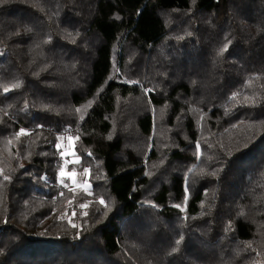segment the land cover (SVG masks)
Instances as JSON below:
<instances>
[{"label":"trees","instance_id":"trees-1","mask_svg":"<svg viewBox=\"0 0 264 264\" xmlns=\"http://www.w3.org/2000/svg\"><path fill=\"white\" fill-rule=\"evenodd\" d=\"M0 264H264V0L0 3Z\"/></svg>","mask_w":264,"mask_h":264},{"label":"rangeland","instance_id":"rangeland-1","mask_svg":"<svg viewBox=\"0 0 264 264\" xmlns=\"http://www.w3.org/2000/svg\"><path fill=\"white\" fill-rule=\"evenodd\" d=\"M72 144H73V138L67 137V136L64 137L62 141L59 142V145H60L59 149H60L61 155L63 153L62 157L66 159L65 164L74 162L73 161L74 160L73 159L74 153L72 151ZM62 170H63L64 175L61 176V171L59 172L60 181H61V178H66V181H67V184L69 187L79 188L81 191L85 188L84 183L82 185L73 183V180L75 178L82 177V172H78V173L67 172L65 165L63 166ZM106 205H107V203H106Z\"/></svg>","mask_w":264,"mask_h":264},{"label":"snow or ice","instance_id":"snow-or-ice-1","mask_svg":"<svg viewBox=\"0 0 264 264\" xmlns=\"http://www.w3.org/2000/svg\"><path fill=\"white\" fill-rule=\"evenodd\" d=\"M3 2H5V0H0V3H3ZM227 49V45H225V49L224 50H226ZM135 83V82H134ZM19 85H14V87H18ZM10 89L9 88H7V87H5L4 88V92L6 93V92H8ZM146 91H150V90H146ZM77 111H80V109H77ZM25 134H27V133H25V131L22 129L21 131H20V133H18L17 135L19 136V135H25ZM57 147L59 148L60 147V145H57ZM62 155H63V153H62ZM85 171L87 172L88 170L87 169H85ZM64 175V173H63V170H61V176H63ZM5 179H7V177H5ZM100 203L101 204H104V201L103 200H101L100 201ZM81 207H87V205H81ZM175 207H180L179 205H175ZM180 243V241L178 240L177 241V244H179ZM173 251H175V249H173Z\"/></svg>","mask_w":264,"mask_h":264}]
</instances>
